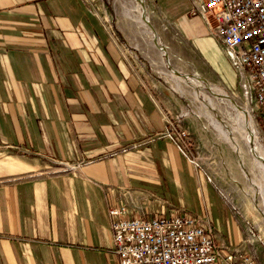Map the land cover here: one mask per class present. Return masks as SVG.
<instances>
[{"label": "crops", "instance_id": "crops-1", "mask_svg": "<svg viewBox=\"0 0 264 264\" xmlns=\"http://www.w3.org/2000/svg\"><path fill=\"white\" fill-rule=\"evenodd\" d=\"M194 1L159 6L210 53ZM123 58L86 0H0V264H119L108 208L120 204L205 213L219 247L264 264L254 213L163 135L161 106Z\"/></svg>", "mask_w": 264, "mask_h": 264}, {"label": "rangeland", "instance_id": "rangeland-1", "mask_svg": "<svg viewBox=\"0 0 264 264\" xmlns=\"http://www.w3.org/2000/svg\"><path fill=\"white\" fill-rule=\"evenodd\" d=\"M86 2L119 46L123 59L154 94L166 123L187 131L190 150L187 151V155L195 161V167L203 171L225 201L236 205L238 209L247 207L254 213L255 218L251 225L264 240V219L251 208L247 197L241 193L240 186L233 180L238 179L241 186H244L250 177L256 176L255 178L260 179V172L252 164V152L243 137L246 133L236 125L234 116L236 111L228 103L220 101L217 94L216 97L215 94L209 93V86L225 92L237 105L251 113V120L253 119L251 123L256 129L254 143L263 154L264 126L261 117L250 109L252 105L243 96L237 71L232 68L227 57L218 53L217 39L211 36L216 44V52L209 49L210 53H207L204 47L183 36L178 26L167 19L166 9L159 6V0H143L152 27L150 34L145 32L134 18L121 13L123 9L121 3L132 8L134 0H86ZM206 27L209 30L207 25ZM152 34L153 36L155 34L158 43L165 47L169 64L165 56L161 57L158 49L152 44ZM160 60L163 61L159 63ZM172 68L189 76L196 73L201 77V81L196 87L190 84L192 81L189 83L182 78L177 81L165 73ZM194 92H197V95ZM211 118L217 119L223 125L226 124L225 128L228 130L234 128L229 135L235 137V141L221 138L222 135L220 136L212 126ZM236 143L241 148L246 166H240L238 163L239 153L237 149H233Z\"/></svg>", "mask_w": 264, "mask_h": 264}, {"label": "built area", "instance_id": "built-area-1", "mask_svg": "<svg viewBox=\"0 0 264 264\" xmlns=\"http://www.w3.org/2000/svg\"><path fill=\"white\" fill-rule=\"evenodd\" d=\"M199 14L238 75L244 98L264 126V0H195ZM187 131L167 124L163 135L192 162ZM119 264H254L250 253L217 245L208 215L133 216L125 204L108 208Z\"/></svg>", "mask_w": 264, "mask_h": 264}, {"label": "bare ground", "instance_id": "bare-ground-1", "mask_svg": "<svg viewBox=\"0 0 264 264\" xmlns=\"http://www.w3.org/2000/svg\"><path fill=\"white\" fill-rule=\"evenodd\" d=\"M134 1H135L134 4H131L132 8H128L126 5H124V3H121L122 4L121 8H123L121 10V13L123 15L129 16L130 18H134L139 23V25L142 26L144 31L148 32L150 34L152 32L150 30L151 29V26H150L151 24H150L149 17L146 15L145 5H142L141 3H139L140 2L139 0H134ZM143 14H144V16H143ZM137 28H139V27H137ZM152 37H153V34H152ZM152 44L158 49V51L160 52V55L162 57L163 53L166 52V50L165 49L161 50L160 47L157 44H154L153 41H152ZM162 61L163 60H160L159 63L162 62ZM176 71H177L176 69L172 68L170 71L165 72V73H167L171 77L173 76L174 79L177 80V81L181 80L180 78L186 80L189 83L192 81V83H190V84L193 87H196L201 81L200 76L198 74H196V73H194V74L189 76V74H187V73L181 74L180 72H176ZM178 88H179V86H178ZM208 90L210 91L209 93L215 94V96L217 94L219 96L218 98H220V101L228 103L229 106L233 110L236 111V114L234 115L235 116V120L237 122L236 125L238 126L239 129L243 130L246 133L245 136H243V137L246 140L245 143L247 142L248 145H249L248 148H249L250 152L252 151V158H253L252 164L257 168L258 172H260V176L261 177H260V179L255 178L256 176L255 177H250L249 179H247L248 182L244 186H241V182L238 179H233V180H235L237 185L240 186L241 193L245 197H247L251 208L253 210H255L256 214L260 215L264 219V163H263L264 154L262 152H260V150L258 149V146L254 143V137L253 136H254V131H256V129H255V127H253V124L251 123L252 120H253V119L251 120V118H252L251 113L249 111H247L246 108H244V107H242L240 105H237L228 94L218 90L216 87L209 86ZM194 93H196V95H197V92H194ZM211 124L218 131L220 136L222 135L221 138H224L225 140L226 139L227 140L228 139H232L233 141H235V137L232 136L233 137L232 138L229 135L231 133L232 129H233L232 131H234V128H231V130H228V129L225 128L226 124L223 125V124H221V122H219L217 119H214V118H211ZM241 138H242V136H241ZM237 145L238 144L236 143V147L234 148V146H233V149H237V152L239 153L238 156H237V158L239 157L238 158L239 159L238 163L241 164L240 166H246L245 165L246 161L244 160V156L242 154L241 148L239 146H237ZM246 146H247V144H246ZM262 159H263V161H262ZM250 170H252V169H250ZM244 180H246V179H244Z\"/></svg>", "mask_w": 264, "mask_h": 264}, {"label": "water", "instance_id": "water-1", "mask_svg": "<svg viewBox=\"0 0 264 264\" xmlns=\"http://www.w3.org/2000/svg\"><path fill=\"white\" fill-rule=\"evenodd\" d=\"M139 1H140L139 3H141V4L143 5V3H144L143 0H139ZM143 16H144V14H143ZM150 26H151V25H150ZM151 28H152V27H151ZM153 42H154V44H157V45L160 47L161 50L165 49V47H164L163 45H160V43H158L155 34H154V36H153ZM163 55L165 56V59H166V61H167V64H169L167 53L164 52ZM176 72H179V71H176ZM200 78H201V77H200ZM202 79L204 80V78H202ZM204 82H205V80H204ZM251 152H252V151H251ZM253 155H254V154H253ZM254 156H255V155H254ZM262 161H263V159H262ZM263 163H264V161H263Z\"/></svg>", "mask_w": 264, "mask_h": 264}]
</instances>
